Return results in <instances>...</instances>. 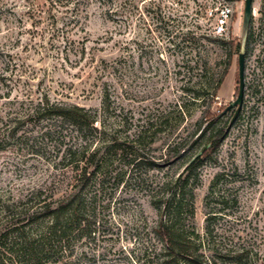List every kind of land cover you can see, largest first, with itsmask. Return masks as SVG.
<instances>
[{"label": "rangeland", "instance_id": "obj_1", "mask_svg": "<svg viewBox=\"0 0 264 264\" xmlns=\"http://www.w3.org/2000/svg\"><path fill=\"white\" fill-rule=\"evenodd\" d=\"M252 1L244 98L230 124L238 54L212 93L231 43L241 46L245 0H0V220L6 203L65 197L78 183L65 149L100 147L96 161L102 155L112 179L87 186L88 234L58 264H166L159 203L211 131L223 130L189 182L195 217L182 223L207 255L264 264V0ZM223 7L232 14L218 35ZM45 100L86 108L98 132L60 130L35 113ZM113 139L142 163L128 166L132 155L117 156ZM207 203L218 208L209 229Z\"/></svg>", "mask_w": 264, "mask_h": 264}, {"label": "trees", "instance_id": "obj_2", "mask_svg": "<svg viewBox=\"0 0 264 264\" xmlns=\"http://www.w3.org/2000/svg\"><path fill=\"white\" fill-rule=\"evenodd\" d=\"M240 52L241 46L231 43L227 53L226 67L218 79L212 98H215L228 74L234 54L239 55ZM209 111H206L205 117L210 116ZM35 113L43 119L56 118L61 124L60 130L63 125L69 124L78 134L86 130L98 132L96 117L92 116L86 108L78 105L51 103L45 100L38 104ZM220 116L221 114L214 115V119L212 118L210 123L204 125L203 129L202 123L198 125L197 131H201L198 139L206 138L211 124L217 122ZM140 133L141 131L133 134L136 140L139 139ZM222 135L223 130L211 131L201 150L203 154L195 160H192L193 158L190 160L185 169L186 175L181 174L172 183V191L159 203L160 220L157 231L161 237L162 256L166 264H230L226 259L218 257L215 251L211 253L208 250L210 255H207L202 241H198L199 235L196 231H187L182 223L195 217V187L193 185L188 187L189 182L191 179L195 181L194 171L201 165L205 155L218 148ZM99 148L89 155H87V145L82 148L83 151L81 148L72 146L65 149L62 159L67 161V166L74 171V177L78 183L62 199L52 201L44 199L37 206H22L24 202L20 201L19 204L6 203L1 207L4 217L0 220V264H58L65 256L66 250H70L76 242L87 236L89 231L88 195L84 192L90 182H93L94 176L97 178L96 184L102 186L108 179H112V173L108 171L109 165L104 164V161L101 163L102 155V158L99 157L96 161L100 152ZM110 148L115 150L119 157L131 154L132 157L127 165L132 166V169L137 168L143 161L136 151L133 154L130 153L126 143H118L117 139L110 141ZM205 208L208 225L216 216L214 214L217 211L214 210L218 208L212 209L208 203L205 204ZM3 220H6L4 224ZM241 255L240 253L238 256Z\"/></svg>", "mask_w": 264, "mask_h": 264}, {"label": "water", "instance_id": "obj_3", "mask_svg": "<svg viewBox=\"0 0 264 264\" xmlns=\"http://www.w3.org/2000/svg\"><path fill=\"white\" fill-rule=\"evenodd\" d=\"M252 0H245V9H244V17H243V25H242V40H241V52L239 54V91L237 98L226 107L225 112L228 110L236 107L235 114L231 120V123L235 120L239 109L243 103L244 98V92H245V46L247 42L249 27L251 24V18H252ZM209 146V145H208ZM203 154V151H200L192 160H195L197 157L201 156Z\"/></svg>", "mask_w": 264, "mask_h": 264}, {"label": "built area", "instance_id": "obj_4", "mask_svg": "<svg viewBox=\"0 0 264 264\" xmlns=\"http://www.w3.org/2000/svg\"><path fill=\"white\" fill-rule=\"evenodd\" d=\"M231 9L229 7H223L219 10L218 21L214 27V32L218 35H222L226 31V24L231 17Z\"/></svg>", "mask_w": 264, "mask_h": 264}]
</instances>
